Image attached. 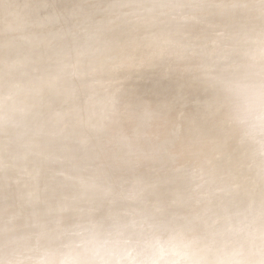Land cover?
<instances>
[{"label": "clouds", "instance_id": "clouds-1", "mask_svg": "<svg viewBox=\"0 0 264 264\" xmlns=\"http://www.w3.org/2000/svg\"><path fill=\"white\" fill-rule=\"evenodd\" d=\"M0 264H264V0H0Z\"/></svg>", "mask_w": 264, "mask_h": 264}]
</instances>
